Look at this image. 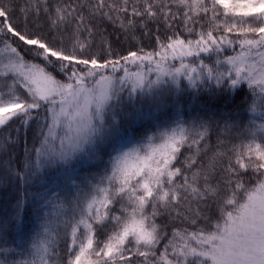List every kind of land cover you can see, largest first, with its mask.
<instances>
[{"label":"snow or ice","instance_id":"snow-or-ice-1","mask_svg":"<svg viewBox=\"0 0 264 264\" xmlns=\"http://www.w3.org/2000/svg\"><path fill=\"white\" fill-rule=\"evenodd\" d=\"M0 194V264H264V0H0Z\"/></svg>","mask_w":264,"mask_h":264},{"label":"trees","instance_id":"trees-1","mask_svg":"<svg viewBox=\"0 0 264 264\" xmlns=\"http://www.w3.org/2000/svg\"><path fill=\"white\" fill-rule=\"evenodd\" d=\"M205 59L207 60V57H205ZM243 90L246 93L248 92V89H247L246 85L243 86ZM199 99H200V104H204L205 101H209V96H208L207 93H203ZM232 99L235 101L236 104H238L240 102L239 98H237L235 95L232 96ZM208 107L213 112L230 111L232 107H235V104L224 105L222 103L218 104L215 101H210L209 104H208ZM245 116L247 117L248 114L245 113ZM18 151H19V149H18ZM8 199L9 198L6 195L0 194V208H4V207L8 206L7 205ZM28 227L31 228V223H29Z\"/></svg>","mask_w":264,"mask_h":264}]
</instances>
